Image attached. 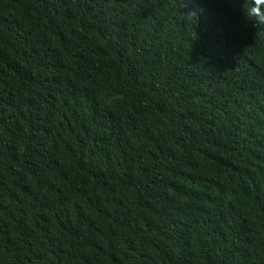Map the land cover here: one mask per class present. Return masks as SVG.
Returning <instances> with one entry per match:
<instances>
[{
  "label": "trees",
  "instance_id": "trees-1",
  "mask_svg": "<svg viewBox=\"0 0 264 264\" xmlns=\"http://www.w3.org/2000/svg\"><path fill=\"white\" fill-rule=\"evenodd\" d=\"M0 264H264V0H0Z\"/></svg>",
  "mask_w": 264,
  "mask_h": 264
}]
</instances>
